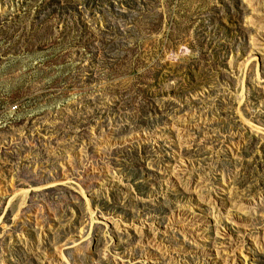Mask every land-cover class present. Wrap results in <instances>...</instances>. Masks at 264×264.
<instances>
[{
    "label": "rangeland",
    "instance_id": "374dc122",
    "mask_svg": "<svg viewBox=\"0 0 264 264\" xmlns=\"http://www.w3.org/2000/svg\"><path fill=\"white\" fill-rule=\"evenodd\" d=\"M0 264H264V0H0Z\"/></svg>",
    "mask_w": 264,
    "mask_h": 264
}]
</instances>
